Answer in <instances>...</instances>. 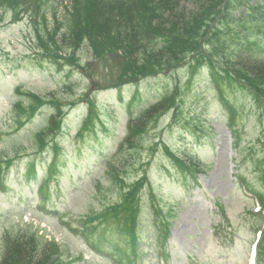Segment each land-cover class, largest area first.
<instances>
[{
    "label": "rangeland",
    "instance_id": "rangeland-1",
    "mask_svg": "<svg viewBox=\"0 0 264 264\" xmlns=\"http://www.w3.org/2000/svg\"><path fill=\"white\" fill-rule=\"evenodd\" d=\"M45 1L48 27L55 25L51 12L57 7L60 24L56 35L65 38L63 12L64 6L71 9L70 0H59L60 4ZM21 3L17 11L0 7V161H9L8 166L1 163L0 173V262L11 240L22 234L40 248L56 250L57 264H126L113 257L112 248L92 250L75 230L88 225L95 241L99 231L114 228L111 222L96 217L126 195L112 182L106 163L125 135L128 100L136 91L141 95L131 109L136 115L160 101L163 94L177 90V108L162 109L150 122L151 128L137 143L138 153L129 155L132 166L122 175L129 184L142 174L138 182L141 178L145 184L137 192L141 199L137 262L160 264L163 251L167 264H245L260 219L250 214L255 199L242 188L240 178L264 185L258 173L264 164V106L258 105L250 92L222 83V96L237 108L230 125L221 101L225 98L211 84L209 70H192L181 63L160 70L163 73L140 81L137 87L124 86L120 98L116 90L103 88L113 83V73L120 71L116 70L123 63L119 50L108 49L100 59L90 42L76 48L60 43L58 53L77 60L80 67L44 58L37 36L47 38L42 24L34 23L32 11L24 10L25 0ZM192 7V0L180 3L185 12ZM229 10L237 16L246 10L245 4ZM231 38L230 32L226 41ZM185 56L187 60L192 57ZM17 87L63 105L62 130L55 134L56 152L51 146L54 132L44 139L46 147L42 149L35 136L46 126L53 106H43L30 118L29 110L21 113L15 108L17 102L24 107L30 103L28 97L15 93ZM86 98L94 102L93 125L79 135L89 114ZM163 144L181 158L203 165L194 184H186ZM152 199L169 217L164 248L157 222L150 216L155 206H151ZM218 206L225 210L224 215L219 214ZM219 225L221 230L213 232ZM259 264L264 262L259 260Z\"/></svg>",
    "mask_w": 264,
    "mask_h": 264
},
{
    "label": "trees",
    "instance_id": "trees-1",
    "mask_svg": "<svg viewBox=\"0 0 264 264\" xmlns=\"http://www.w3.org/2000/svg\"><path fill=\"white\" fill-rule=\"evenodd\" d=\"M183 1L186 0H74V10L66 12L64 17L68 35L59 38L62 44L69 45L87 40L99 57H103L108 49L119 50L123 55V63H119L123 75H129V70L142 73L177 68L178 63L186 62L192 70L206 65L211 70V82L220 94V85L227 82L249 91L260 102L258 105L264 103V0L247 4L246 10L237 16L229 10L234 0H227V4L226 1L223 4V0H192L193 7L188 12L180 8ZM5 5L17 11L16 7L23 3L21 0H0V6ZM44 5V0H25V7L33 6L35 17L42 21ZM245 13L248 16H243ZM43 30L54 43L57 29L48 32L44 23ZM230 32L232 38L227 42ZM158 40L163 42L159 47ZM208 43L211 44L209 48L206 47ZM40 44L47 52L48 44L42 40ZM185 55L192 57L187 60ZM226 99L223 100L224 106L234 121L237 108ZM173 102V96L168 94L158 105L145 109L129 122L130 134L122 151L125 146L130 150L137 147L141 133L160 113L163 105ZM33 109L30 107L29 111ZM86 123L89 124L90 120ZM86 123L83 129L87 127ZM131 164V158L124 156L121 167ZM179 165L185 166L183 162ZM197 167L194 165V169ZM259 174L264 183V167ZM139 184L128 190L120 205L109 206L100 216L122 221V229L126 231L132 249L138 239L136 206ZM259 194L264 202V187ZM84 234L88 241H92L89 233ZM58 257L56 250L51 252V249L40 248L35 240L21 235L19 239L11 240L0 264H57Z\"/></svg>",
    "mask_w": 264,
    "mask_h": 264
}]
</instances>
